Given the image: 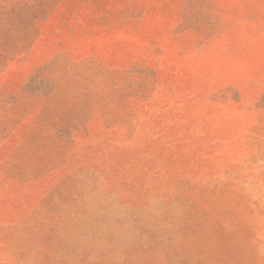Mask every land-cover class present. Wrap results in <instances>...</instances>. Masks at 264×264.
<instances>
[{
    "label": "rangeland",
    "instance_id": "374dc122",
    "mask_svg": "<svg viewBox=\"0 0 264 264\" xmlns=\"http://www.w3.org/2000/svg\"><path fill=\"white\" fill-rule=\"evenodd\" d=\"M0 264H264V0H0Z\"/></svg>",
    "mask_w": 264,
    "mask_h": 264
}]
</instances>
